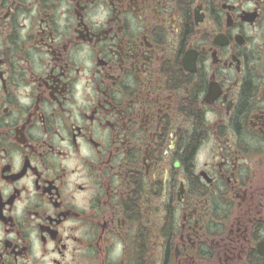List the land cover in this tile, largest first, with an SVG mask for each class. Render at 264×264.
<instances>
[{"label":"flooded vegetation","instance_id":"obj_1","mask_svg":"<svg viewBox=\"0 0 264 264\" xmlns=\"http://www.w3.org/2000/svg\"><path fill=\"white\" fill-rule=\"evenodd\" d=\"M0 232V264H264V0H0Z\"/></svg>","mask_w":264,"mask_h":264},{"label":"clouds","instance_id":"obj_2","mask_svg":"<svg viewBox=\"0 0 264 264\" xmlns=\"http://www.w3.org/2000/svg\"><path fill=\"white\" fill-rule=\"evenodd\" d=\"M105 15H106V13H104L103 10H101V14H100L99 16H97V17H94V19H97V20H103L104 17H105ZM82 86H83V81H81L79 84H77V85H76V88L79 90ZM76 98H77V100H80V99H81L79 91H77V96H76ZM23 102H24V103H27L26 100L23 101ZM84 154L87 155L86 152H85ZM18 166H19V160H17V167H18ZM70 166H71V165H70ZM73 179H75V177H73ZM22 183H27V184L29 185V188H31V177H29V178H27L26 180L22 181ZM10 191H11V188H10V187L5 188V195H7V193L10 192ZM80 195H83V194H80ZM77 200L79 201V195L77 196ZM23 207H24V205L18 201V202H17V214H19V210H20L21 208H23ZM49 212L51 213V209H50V208H49ZM67 223H71V222L69 221V222H67ZM67 223L65 224L64 227H67ZM65 234H66V233H65ZM2 236H3V233L0 232V237H2ZM9 238H13V237H9ZM31 238H32V240L34 241V243H35V247H36L35 255H36L37 257H39V255H40V245H39V242H38V240H37V236H36V233H35V232L32 233V237H31ZM53 246H54L53 243L50 241V242L48 243V247H49V249H51ZM53 255H55V254L53 253V254L50 255V256H46V257H44V260L47 261V264H51V259H52V256H53ZM56 258L59 259V257H56Z\"/></svg>","mask_w":264,"mask_h":264}]
</instances>
